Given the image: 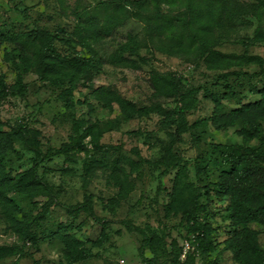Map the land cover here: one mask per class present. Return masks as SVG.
<instances>
[{"label": "rangeland", "instance_id": "1", "mask_svg": "<svg viewBox=\"0 0 264 264\" xmlns=\"http://www.w3.org/2000/svg\"><path fill=\"white\" fill-rule=\"evenodd\" d=\"M134 1L140 0H0V132L13 139L4 167L13 177L14 191L7 195L18 203L0 204V264H264V189L238 185L240 203L233 208L230 193L217 185L225 169L220 153L264 159V110L255 137L240 134L242 123L216 129L209 120L216 109L212 97L230 91L226 85L244 103L264 107V63L263 70L256 60L210 69L204 54L160 48L176 33L190 38L194 28L167 34L136 16H187L195 6L206 19L207 5L220 3L225 13L211 28L212 47L264 61V0H151L143 9ZM89 18L102 27L111 18L112 32L98 36L91 24L79 27ZM85 38L95 53L82 47ZM175 40L170 44L178 47ZM28 43L32 56L42 46L50 56L30 64L22 50ZM59 55L77 57L76 68L54 63ZM162 73L196 98L175 142L171 173L153 161L176 137L175 109L183 103L179 94L155 92L153 79ZM103 87L137 109L157 110L123 111L102 101ZM20 131L25 140L17 138ZM116 160L129 170L137 165L134 190L115 182ZM179 167L195 205L190 215L171 204ZM34 168L51 191L18 185ZM261 179L264 186L263 174ZM195 226L204 237L192 235ZM145 235L150 243L142 248ZM185 236L192 239L190 247Z\"/></svg>", "mask_w": 264, "mask_h": 264}, {"label": "trees", "instance_id": "2", "mask_svg": "<svg viewBox=\"0 0 264 264\" xmlns=\"http://www.w3.org/2000/svg\"><path fill=\"white\" fill-rule=\"evenodd\" d=\"M151 0H140L134 1V4L137 7L145 8L147 2L150 3ZM154 1V0H152ZM163 1V0H161ZM166 1V0H165ZM220 1V0H218ZM208 11V12H207ZM207 11L205 12L206 19H203L199 9L195 6L192 7L190 11L184 12L187 16L182 15H165L160 12L151 13L150 15L146 16V19L141 15V13H137V18L141 21H147L155 26V29L158 26L163 27V32L167 33L172 31L173 29H180L185 30L184 27L187 26L189 29L194 28L197 32L192 34V36L188 39L185 35L176 33V37H167L172 38L171 41L175 40V43L178 47H174V45L170 44V40L164 41V44L160 46L161 49H166L168 51L178 50L184 51L186 53H191L192 55L204 54L205 55V63L208 68L210 69H230L235 65H243L248 63H253L255 60L260 64L261 69L263 70V59L259 56H243L234 53H224L219 50H216L212 47V38L214 37V33L212 32L211 28L214 26L215 23H221V15L225 13L222 8H220V3L217 4L216 2L210 3L207 5ZM152 17L154 20L161 22V25H157V23H152ZM216 20V21H215ZM94 21L92 18H89V21L83 22L80 25H87L91 24L93 30L96 31L97 35L100 36L101 32L111 33L113 26H112V19L108 18L105 21L104 26H99L98 24H93ZM181 25V26H180ZM204 25H207L204 27ZM115 26V23H114ZM179 26V27H177ZM152 28V27H151ZM92 31V32H95ZM64 32L67 33H74L73 31H68L67 28L64 29ZM189 33V32H188ZM168 34V33H167ZM42 36V34H40ZM48 40V49L50 46H53V37H50ZM188 36V35H187ZM190 36V35H189ZM190 40V42H186V40ZM154 41V39H153ZM82 47L85 48L90 53H95V49L92 45L86 40L81 41ZM169 46V47H168ZM31 49L29 43L27 47H24L22 50L25 55L28 56L30 60V64L34 61L41 60L48 58L50 55L47 52V48L44 50V46L34 51L33 56L28 52ZM117 57V56H116ZM73 57L71 59H67L59 55L55 60L54 63L58 60V66L63 69L71 70L76 68L77 63ZM153 86L155 88V92H163L167 93L168 96H172L179 94L181 97V103L183 106L178 110L175 109V112L178 114L180 118V122L176 126V136L170 143L167 144L165 147L164 154L160 155L153 161V163L162 169V172H170L171 169L175 168L177 157L175 155V142L181 139L183 129V120L185 119V113L187 110L193 109L196 106V98L193 96L192 91L188 89H183V86L180 83H176L175 80L170 78V75L167 74H159L158 79H153ZM226 88L230 91H226L222 97H216L215 95L212 97L214 100V105L216 109L213 111L210 121L214 124L216 129H228L233 127L236 124L242 123V130L240 134L245 133L246 136L255 137L260 134V118L258 115L262 114L264 107L262 104L259 103H244V98L238 97L235 91L232 90V86L226 85ZM170 90L167 92V90ZM183 89L184 91H182ZM24 91V89H23ZM103 102H115L119 105L120 109L126 112H145L149 113L151 111L157 110L156 108L152 107H143L142 109H137L135 104L132 101L127 100L123 96H121L118 92L111 88H104L99 92L98 95ZM237 105V106H233ZM161 110L163 113L167 114V111L159 108L158 111ZM253 111H257L255 114ZM259 121V122H258ZM262 124V123H261ZM243 134V135H245ZM19 139H24L23 131H20L18 135H16ZM13 146V139L10 138V135L6 132H0V204H4L5 206L15 204L18 205L16 198L12 194H8L10 191H14L13 187L10 185V181L12 180V176L8 174L4 165H5V156L8 150H10ZM37 154L39 155V160L42 158L41 151L37 150ZM257 158L252 159L247 157V154L240 155L235 150H231L228 152L220 153L219 159L221 160L225 169L222 171L220 178H218L217 185L220 190L224 192H229L232 196V207L238 206L240 201L235 197V190L238 188L237 186L240 185L243 188H248L254 191L264 189L261 176L264 175V159L258 158L260 155H256ZM38 164V162H37ZM38 165L35 164V167ZM133 166V165H132ZM131 166L129 170L125 166L120 165V160H116L115 170L113 172V178L115 182L119 185L121 190L125 191H132L136 188L137 182L135 177V171H137V165L135 167ZM178 166V165H177ZM176 175L174 177V183L172 190L170 191V199L171 204L173 205L174 209L177 211H181L186 215H190L192 211L195 209V205L192 202V197L188 195V182L186 181V173L184 168L179 167L176 171ZM252 176L255 179L251 180ZM20 184L18 185L24 188H34L35 190H42V191H51L50 185L45 182L37 173L36 168L31 171V174L27 177L19 179ZM190 190V189H189ZM244 203V202H243ZM264 203V202H263ZM252 212H256V210H252ZM15 213V212H14ZM264 213V211H263ZM237 223V220H234ZM239 221V220H238ZM245 222V221H243ZM242 223V222H241ZM195 234L193 236H198L202 238L205 236V232L200 226H195L192 228ZM192 240L189 237L185 236V239ZM150 240L145 235L142 240V248H145L149 245ZM185 244V240L183 242ZM182 243V246H184ZM181 246V247H182ZM183 248V247H182Z\"/></svg>", "mask_w": 264, "mask_h": 264}, {"label": "built area", "instance_id": "3", "mask_svg": "<svg viewBox=\"0 0 264 264\" xmlns=\"http://www.w3.org/2000/svg\"><path fill=\"white\" fill-rule=\"evenodd\" d=\"M185 246H186V247H190V241H189V240H187V241L185 242Z\"/></svg>", "mask_w": 264, "mask_h": 264}]
</instances>
